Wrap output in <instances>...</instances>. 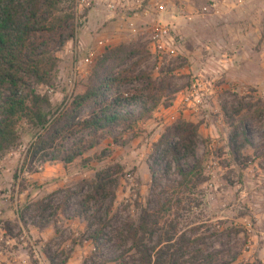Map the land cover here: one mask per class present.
I'll use <instances>...</instances> for the list:
<instances>
[{
    "label": "rangeland",
    "instance_id": "1",
    "mask_svg": "<svg viewBox=\"0 0 264 264\" xmlns=\"http://www.w3.org/2000/svg\"><path fill=\"white\" fill-rule=\"evenodd\" d=\"M210 1L195 0L201 8ZM241 1L233 10L220 6L191 15L174 0L170 6L175 9L168 5L162 15L142 13L150 0L124 15H110L103 4L74 15V40L56 50L51 84L34 86L50 102L49 124L83 91L96 60L121 45L135 54L116 71L145 75L150 83L133 81L112 90L108 99L130 101L133 116L159 102L132 131L111 132L66 167L27 158L35 132L25 122L16 126V145L0 153V264H141L134 252L115 260L130 244L119 249L113 237L125 225L135 228L141 209L154 212L165 204V224L159 222L156 236L145 242L147 249L174 234L167 244L175 254L173 264H264V116H255L264 111V0ZM157 24L170 27L175 40L174 52L161 63L148 51ZM195 78L208 92L199 104L186 107L183 100L192 101ZM89 112L83 110L78 121ZM247 117L252 147L233 155L229 125L237 127ZM183 121L197 129L195 157L189 160V186L175 191L179 178L167 159L153 177L149 167L165 129ZM87 137V132L70 131L63 143L68 148ZM114 166L121 172L104 229L109 241L94 251L89 238L96 227L74 216L79 196L67 202L64 197L93 180L97 171ZM105 211L106 206L103 218ZM21 237L28 240L21 242Z\"/></svg>",
    "mask_w": 264,
    "mask_h": 264
},
{
    "label": "trees",
    "instance_id": "2",
    "mask_svg": "<svg viewBox=\"0 0 264 264\" xmlns=\"http://www.w3.org/2000/svg\"><path fill=\"white\" fill-rule=\"evenodd\" d=\"M74 9L75 0H0L1 154L16 145V126L25 122L35 132V139L28 147L26 157L32 161L38 158L40 162H58L66 167L95 149L98 142L111 132L132 131L136 123L148 118L152 108L158 104L159 99H155L151 107L147 109L145 105L133 116L129 111L130 101L120 96L108 99L112 90H118L133 81L142 79L150 83L145 75L134 76L128 69L116 71L135 54L129 47L121 45L96 60L83 91L74 95L66 108L49 124L50 102L46 96L38 95L34 86L51 84L58 64L56 50L74 40ZM86 109L90 110L89 114L78 121L80 113ZM255 116H264V111H258ZM248 118L241 120L237 127L229 125L231 134L228 147L233 155H239L246 147H252L245 123ZM70 131L87 132L88 137L66 148L63 135ZM196 139L197 129L191 123L183 121L166 128L154 145L156 159H152L149 167L152 177L157 174L165 158L179 178L175 191L187 188L193 174L189 160L195 157ZM118 172H121L119 166L97 171L93 180L80 183L75 191H67L64 197L67 202L71 197L79 196L74 216L96 227L89 238L94 251H99L102 244L109 241L104 229L108 228L106 219L115 198ZM105 206L103 218L101 210ZM167 211L166 204L154 212L141 209L138 225L135 228L125 225L124 230L118 231L113 237L119 249L123 250L127 242L130 244L128 249L120 251L115 260H123L126 254L134 252L139 253L141 264L175 263V254L170 253L172 247L167 245L173 241L174 234L165 238L166 241L158 239L151 249H147L145 244L156 236L159 222L165 224L164 214Z\"/></svg>",
    "mask_w": 264,
    "mask_h": 264
},
{
    "label": "built area",
    "instance_id": "3",
    "mask_svg": "<svg viewBox=\"0 0 264 264\" xmlns=\"http://www.w3.org/2000/svg\"><path fill=\"white\" fill-rule=\"evenodd\" d=\"M232 0H229V2ZM235 1L234 5H240L241 0H233ZM96 4H103L105 6L106 11L110 15L121 14L124 15L127 12L133 10H140L142 9V2L141 0H75V15L81 13V11L91 8L93 5ZM130 5L135 6L130 7ZM220 6L225 7L231 10V6L227 3V0H211L207 6L201 8L199 13H206L209 11H216ZM166 11V4L162 0H155L150 1L148 6L142 11L144 15H162ZM172 31L170 27L157 24L155 25L148 38L149 46L148 51L153 57L161 63L167 57L171 56L174 52L175 48V40L172 37ZM92 57V54L89 55V58ZM203 83L198 78L193 79L191 86H190V94L189 98H192L190 101L188 98H185L183 102L186 107L195 106V104H199L200 98H203L205 95L203 94L204 91L208 92V89H202ZM28 239L26 237H21V242H26Z\"/></svg>",
    "mask_w": 264,
    "mask_h": 264
},
{
    "label": "crops",
    "instance_id": "4",
    "mask_svg": "<svg viewBox=\"0 0 264 264\" xmlns=\"http://www.w3.org/2000/svg\"><path fill=\"white\" fill-rule=\"evenodd\" d=\"M134 1H136V0H134ZM150 1H155V0H150ZM162 1L165 2L166 6H168V5L170 6L173 0H162ZM174 1H177L178 2V8L182 12H184L188 15H191L192 13L197 12L201 9L199 4H197L195 2V0H174ZM227 3L229 4V6H231V10L238 8L240 6V5H234L235 1H233V0L230 2H229V0H227ZM130 7H133V9H135V6H133V5H130ZM170 7H171V9H175L173 5ZM11 261H14V259L12 258ZM20 262H21V260H20ZM11 264H14V263H11Z\"/></svg>",
    "mask_w": 264,
    "mask_h": 264
}]
</instances>
